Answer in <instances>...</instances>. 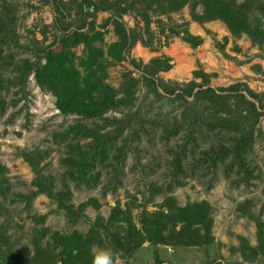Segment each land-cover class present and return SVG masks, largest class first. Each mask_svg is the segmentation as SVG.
Here are the masks:
<instances>
[{"label":"trees","instance_id":"1","mask_svg":"<svg viewBox=\"0 0 264 264\" xmlns=\"http://www.w3.org/2000/svg\"><path fill=\"white\" fill-rule=\"evenodd\" d=\"M43 1L50 2L56 14L50 23L42 25L41 34L47 27L59 28V32L46 44L35 46L32 59L22 57L12 61L10 53H3L5 43H16L10 4L0 0V112L6 105L2 92L10 85H17L24 94L31 74L40 89L53 95L54 107L60 113L75 114L80 120L51 133L52 140L64 147L59 158L63 169L57 175L44 170L45 149L36 146L17 149V154L27 162L32 172V187L26 192L11 193L14 200L22 202L26 211L30 210L33 197L43 193L74 221L88 204L96 203L89 197L74 206L70 201V182L75 186L95 185L103 165L109 166L111 175L108 182L111 179L118 182L125 143L116 141L124 129L129 128L132 135L144 125L140 117L142 104H135V90L139 87L151 100L176 101L174 110L148 116L165 138L181 131L184 146L187 140L195 138L199 127L215 135L226 134V139L220 138L216 145L209 146L208 152L204 153L206 159L214 163L229 156V167L235 165L243 176L249 177L251 168L245 156L254 141L255 124L264 115V91L254 90L240 80L212 86L209 84L212 73L199 67L192 69L191 77L186 80L164 78L160 72L174 63L171 55L159 52L144 61L130 56L129 49L136 41L151 46L153 31L149 9L152 2L159 6L155 7L159 12L167 14L187 5L191 20L201 23L218 19L233 37L244 33L252 44L261 47L264 44V26L261 24L263 0ZM71 7L75 17L65 20L64 16ZM103 10L108 11V15L96 23V12ZM131 11L135 17L139 16L141 22L138 24V19H135L134 25L127 27L121 16ZM155 22L158 32L165 36H178L190 47L202 41L200 34L189 31L186 18L177 21L167 15L166 20L157 17ZM107 24L111 25L116 37L103 49L96 41L102 39ZM143 33L149 35L148 39L143 37ZM223 39L226 40V36ZM34 41L38 42L37 39ZM215 42L222 52L223 42ZM78 44L81 45L80 54L73 49ZM124 59L138 74L133 75L130 68L124 69L118 86L114 87L105 80L106 67L110 62ZM10 64L13 74L5 76L2 70ZM115 111L120 114H106ZM86 118H97L100 122L86 124L81 121ZM178 163V156L173 155L175 172L180 168ZM6 170V166L0 163V264H94V258L104 249L128 254L145 240L151 244L173 246L201 245L212 240L211 207L205 199L176 204L170 195H165L160 207L147 210L143 206L139 210L136 217L138 225L133 222L130 211L118 202L111 206L106 217L97 215L85 231L49 230L43 224L44 214L31 213L30 248L21 244L12 251L15 241L7 232V208L2 201L10 192ZM261 192L264 195V184ZM254 219L255 244H249L240 236L236 246L239 258L229 259L226 264L263 260L264 224L260 219ZM93 247H97V251Z\"/></svg>","mask_w":264,"mask_h":264},{"label":"rangeland","instance_id":"2","mask_svg":"<svg viewBox=\"0 0 264 264\" xmlns=\"http://www.w3.org/2000/svg\"><path fill=\"white\" fill-rule=\"evenodd\" d=\"M6 1L10 4L16 43H5L3 53H10L12 61L22 57L32 59L35 46L46 44L59 32L56 27H47L43 34L40 32L42 25L50 23L56 12L50 2L43 0ZM155 3L152 2L149 9L150 28L153 31L151 46L147 47L136 41L129 49L130 56L140 57L145 61L153 54L165 52L173 57L174 63L169 69L160 72L164 78L186 80L191 77V70L199 67L212 73L209 77V84L212 86L240 80L254 90L264 91V44L257 47L244 33L233 37L218 19L201 23L191 20L187 5L167 14L159 12L155 8L159 6ZM74 13V8L71 7L64 19H73ZM106 15L108 11H97L95 22L99 23ZM167 15L177 21L181 18L188 19L189 31L200 34L201 43L190 47L178 36H165L158 32L155 19L161 17L166 20ZM135 19L140 24L139 16L135 17L132 11L121 16L127 27L133 26ZM261 24L264 26V16L261 17ZM148 36L143 33L144 38L148 39ZM223 36H226V40ZM115 37L111 25L107 24L102 39L96 41V44L104 49ZM215 40L223 42L222 52L217 48ZM73 49L76 54H80L81 45L78 44ZM126 68L132 69L133 75L138 74L124 59L107 65L105 80L117 87ZM2 71L5 76L13 74L11 64ZM2 95L6 105L0 112V163L6 166L5 174L10 181V192L2 201L7 208V232L15 241L12 251L21 244L30 248V229L33 225L29 216L31 213L44 214L43 224L49 230L85 231L97 215L106 217L111 206L118 202L122 208L130 211L133 222L138 225L136 217L139 210L143 206L147 210L160 207L165 195H170L176 204L205 199L211 207L212 240L206 244L190 246L151 244L145 240L131 253L116 252L117 264H226L229 259L239 258L236 246L241 237L249 244H255L254 218L260 219L264 224V195L261 192L264 184V115L255 124L254 141L245 156L251 168L249 177H246L235 165L229 167V156L214 163L205 157L204 153L208 152L209 146L216 145L220 138L226 139V134L215 135L199 127L195 138L187 140L184 146L181 131L165 138L159 127L148 120V116L174 110L176 101L151 100L139 87L135 90V104H142L143 114L140 117L143 118L144 125L143 129L138 128L132 135L129 134V128L124 129L116 141L118 144L125 143L117 174L118 182L112 179L108 182L111 175L108 165L100 167L99 180L93 186H75L70 182V201L74 206L89 197L96 203L88 204L82 210L83 214L72 221L62 208L57 207L43 193L33 197L31 208L26 211L22 202L12 198L11 191L26 192L32 187V172L27 162L17 154V149L34 146L45 149L47 155L44 170L55 175L62 171L63 165L59 158L63 155L64 147L62 143L52 140L51 133L66 128L78 116L60 113L54 107L53 95L40 89L31 74L24 94L18 90L17 85H10ZM106 114L120 113L115 111ZM81 121L92 124L100 122V119L86 118ZM173 155H177L179 160L180 168L176 172L172 166ZM97 249L93 247L94 251ZM241 264H264V257L263 260L242 261Z\"/></svg>","mask_w":264,"mask_h":264},{"label":"clouds","instance_id":"3","mask_svg":"<svg viewBox=\"0 0 264 264\" xmlns=\"http://www.w3.org/2000/svg\"><path fill=\"white\" fill-rule=\"evenodd\" d=\"M94 264H117L114 251L111 248L102 250L100 255L94 258Z\"/></svg>","mask_w":264,"mask_h":264},{"label":"crops","instance_id":"4","mask_svg":"<svg viewBox=\"0 0 264 264\" xmlns=\"http://www.w3.org/2000/svg\"><path fill=\"white\" fill-rule=\"evenodd\" d=\"M263 62V61H262ZM263 64V63H262Z\"/></svg>","mask_w":264,"mask_h":264},{"label":"built area","instance_id":"5","mask_svg":"<svg viewBox=\"0 0 264 264\" xmlns=\"http://www.w3.org/2000/svg\"><path fill=\"white\" fill-rule=\"evenodd\" d=\"M169 248V247H168Z\"/></svg>","mask_w":264,"mask_h":264}]
</instances>
